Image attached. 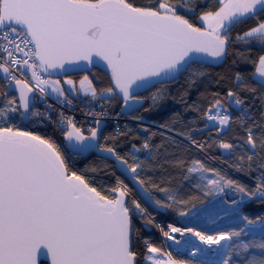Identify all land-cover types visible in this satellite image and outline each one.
Returning a JSON list of instances; mask_svg holds the SVG:
<instances>
[{
    "label": "snow or ice",
    "instance_id": "1",
    "mask_svg": "<svg viewBox=\"0 0 264 264\" xmlns=\"http://www.w3.org/2000/svg\"><path fill=\"white\" fill-rule=\"evenodd\" d=\"M206 58L214 63L231 58L237 66L229 77L231 87L210 99L202 94L207 107L188 105L187 89L172 99L198 112L204 128L211 122L216 138L210 142L193 137L199 129L177 131L181 120L175 113L159 125V133L141 125L147 134L143 142L139 147L132 143L121 154L120 137H128L132 129L117 126L115 134L105 135L107 109L86 113L95 124L86 135L74 117L61 112L54 121L34 109L35 97L29 96L36 91L47 96L50 87L59 103L71 106L74 81L66 79L71 87L65 89L51 76L103 63L107 86L101 82L98 88L84 75L80 90L89 103L99 101L104 108L120 102L122 113L142 121V115L133 113L146 100L151 103L144 111L158 108L171 95L167 86L185 74L191 87L195 78L206 75L193 65ZM0 73V264H264V214L245 211L246 201L264 205V0H0ZM13 84L18 97L7 91ZM140 90L150 95H140ZM34 117L50 121L52 131L24 123ZM225 130L237 135L224 139ZM173 132L188 144L179 143ZM157 135L160 143H153ZM191 147L205 153L223 149L235 171L259 172L254 187L188 158ZM93 151L122 166L143 195L133 197L118 177L114 183L103 180L100 174H108L107 165L78 168L77 158ZM140 152L146 153L144 159ZM169 169L180 170L189 192L196 189L205 197L226 188L234 192L238 198L228 207L223 200L213 204L220 211L211 223L228 222L210 233L171 223L165 230L157 223L145 204L186 217L196 215V201L205 202L195 194L185 198L180 188L171 187L175 177ZM157 172L160 183L152 179ZM150 188L164 193V199H156ZM149 227L166 240L175 239L173 233H190L207 247L186 241L185 249L195 259H176L144 234Z\"/></svg>",
    "mask_w": 264,
    "mask_h": 264
},
{
    "label": "trees",
    "instance_id": "2",
    "mask_svg": "<svg viewBox=\"0 0 264 264\" xmlns=\"http://www.w3.org/2000/svg\"><path fill=\"white\" fill-rule=\"evenodd\" d=\"M193 67L201 71H204L206 75L203 77L195 78V83L191 87H189L188 84L185 82V76L187 75L185 74V76H182L177 83L167 86L171 95L158 108H155L147 112L144 111V108H147L149 104L151 103L150 100H146L144 103V108H141L138 113L133 114V115H142L143 116L142 121H137L131 118L133 120L132 123H127L124 125L121 124L119 126L121 130H124L125 125H127L128 128L132 129V133H130L128 137H120V147L118 148V151H120L121 154L129 151L132 143H136L137 147H139L140 144L143 142V138L147 134L142 131L141 125H143L144 127H148L150 131L152 132L159 133L160 131L159 125L169 120L170 118H172L175 113L180 114V120H181V123L176 125L177 131H188L189 129H199L197 131H193L192 135L196 140L202 141V142H205V141L210 142V139H209L210 137L216 138V132L212 130V127L204 128V124L206 122L200 118V114L198 112L192 111L190 109H186L184 103L178 102V99L173 100L172 97L173 96L178 97L179 92H182L185 89H187V95L184 99L186 100L188 105L196 103L197 105L201 107H207V101L203 99V96H207L210 99L212 93L217 92V91L223 93L224 89L231 87L233 81L229 79V77H231L234 74V72L237 70V66H232L231 58H229V60L226 63H219L215 67H207L202 64H194ZM245 67L246 66H239V70L244 71ZM247 67L250 71L251 70L250 66H247ZM85 75L89 76V79L93 81L94 86L99 88L101 86V82H103L104 86H107V76L108 75L102 72H99L98 70H95V69L90 70ZM83 76L84 75L72 76L70 77V79L74 81L75 86H76L77 83L83 78ZM221 76H224L225 79L217 83V81L220 80ZM3 86H4V80H3V77L0 76V88H2ZM7 91L10 97L13 96L9 88L7 89ZM152 91H155V89L153 88ZM140 95L147 97L150 95V92L144 91L140 93ZM69 96L73 100V102L76 104V106L80 109V111L93 108L97 104L100 105L99 101H91V103H89L90 99L83 98L79 96L78 94H73L70 92ZM32 107L41 113L50 114V109H47L46 107H44V105L43 106L33 105ZM102 109L103 110L107 109L108 113L111 116H118L117 114L120 112V102H113L112 107H109L107 104H105L104 108ZM33 122H36L35 123L36 128H39L42 131H47V132L52 131L50 121H42L40 117H34L29 122L28 125L31 127ZM235 127L236 126L234 125L233 128L235 129ZM103 131L105 135L116 133L115 129L109 125L105 126ZM225 131L227 132V130ZM132 135H139L140 140L131 139ZM172 135L175 136L176 140L179 143H182L184 145L188 144V142L183 137L176 136L175 132H173ZM235 135H237L235 130L232 132H227V135L224 137V139L231 141L232 137ZM57 138L62 140V137H60L59 135L57 136ZM153 143H160L159 135L153 138ZM172 151H175V149H172ZM145 156H146V153L141 152L140 158L144 159ZM186 156L188 158L201 159L202 161L206 163L207 166L216 168L222 174H226L229 178L238 180L241 183L249 185L250 187H254L255 182H256V176L259 174V172H255L249 175H245L244 173L235 171L233 167H230L232 160L227 156V153H225V151L223 149H220L219 147H214L208 150L206 153L201 152L194 147H191L187 150ZM213 157L215 159H212ZM76 164L78 168H84L87 165H99L101 167H104V165H107V168L105 169V171L108 174L107 175H105L104 173L100 174L103 180H106L109 183H114L116 178L118 177L119 179L123 180L125 184L129 186V188H131L129 183L120 174H118L115 171L112 162L100 159L96 157L95 155H89L85 159L78 157ZM169 171L171 172V176L175 177V179L172 180L171 182V185H170L171 187L180 188L181 189L180 194L184 196L185 198H187L189 195L195 194V195L200 196L201 199L205 201L204 203H200V201H196V209L206 205L210 200L214 198L215 195L205 197L203 193H200L196 189H192V191L189 192L188 191L189 182L182 180L181 175H180V170L169 169ZM152 179L155 180L156 183H160L159 172H157L156 174H153ZM164 186L167 187L169 185L166 184ZM149 190L152 192V195L156 199H164V193L157 192L151 188ZM226 191H227L226 193L227 195L224 194L223 199L228 204V203H231V200H232V198L228 196L231 190L226 188ZM233 195H234V198H238V197H235L234 192H233ZM132 196L138 198L134 190L132 191ZM149 211L153 213L157 223H161L165 226V230H166V225L169 223L173 224L176 227L183 228V229L187 227L186 225L183 224L184 218L182 216H179L178 212H174L171 210H167V211L164 210L162 213H157V212L151 211L150 209ZM245 211L249 213L250 215L264 214V205L258 202L252 203V202L246 201ZM137 223L139 225L140 222L137 221ZM188 227H192V226L188 225ZM199 231H202V230H199ZM144 234L150 237L155 243L161 244L162 235L159 233L157 229L153 227H149L147 229H144ZM173 257L179 260H189L188 258H185V257H178L174 255Z\"/></svg>",
    "mask_w": 264,
    "mask_h": 264
},
{
    "label": "built area",
    "instance_id": "3",
    "mask_svg": "<svg viewBox=\"0 0 264 264\" xmlns=\"http://www.w3.org/2000/svg\"><path fill=\"white\" fill-rule=\"evenodd\" d=\"M17 55H19V54H17ZM16 75L19 77L20 74L16 73ZM27 76L30 80L31 74L28 73ZM61 86H62V83H61ZM47 91L49 93L47 96H41V94L38 91L32 93L33 97H35V101L42 98L49 105H51L50 115L52 117V120H54V121L59 119V114L61 112H63L65 116L74 117L78 123V126L83 127L86 135L88 134L87 129L89 127L95 126L93 117L86 115V113L89 112L90 110H94L95 112L104 111L99 104L95 105L93 108H89V109H85L84 111H80V109L76 106V104L74 102L71 106H66L62 103H59L58 98H57V94L52 93L50 87L47 89ZM59 100H63V97H59ZM132 122H133V120L131 119L130 116H121L120 114L118 116H111L108 113L107 116L102 118V123H104L105 126H108V125L111 126L112 128L115 129V131H117V126H120L121 124L124 125L127 123H132ZM51 127L53 128L52 123H51ZM58 135H59V133H57V136ZM140 154H141V152L137 153L138 156H140ZM230 196L232 198L234 197L232 192H231ZM181 229H183V228H181ZM166 230H167V227H166ZM172 235L175 238L173 240H166V238L161 236V244L164 245L165 251L171 252L172 255H174V256L185 257L188 259H194L190 256L189 252H186L187 249H185V242L186 241L200 242L199 239L197 237L191 235L190 233H185L183 236H181L180 233H173ZM176 241H179L180 243H177Z\"/></svg>",
    "mask_w": 264,
    "mask_h": 264
},
{
    "label": "water",
    "instance_id": "4",
    "mask_svg": "<svg viewBox=\"0 0 264 264\" xmlns=\"http://www.w3.org/2000/svg\"><path fill=\"white\" fill-rule=\"evenodd\" d=\"M199 56H203V54H198ZM83 63V62H82ZM195 64H202V65H205L207 67H215L217 66L219 63H214L211 61V58H206L205 60H201V59H197L196 60V63ZM92 69H95V70H98L99 72H102L106 75H108V70L106 68L105 65H103V63H100V64H97L96 66H88V67H85L84 70H76V71H70L68 72L67 74H63V73H59V71L57 70V72H55L51 78H56L58 80H61L62 82V86L65 88V89H69L71 86L67 85L64 83V81L66 79H70V77L72 76H78V75H85L86 73H88L90 70ZM10 89V92L18 97L19 96V92L15 89V85L13 84L11 87H9ZM146 90H140V93L144 92ZM139 93V94H140ZM30 97H33L32 93L29 94ZM40 105V106H43L46 104L45 100L40 98L38 99L36 102L33 100L32 101V106L33 105ZM119 114L121 116H129V115H125L124 113L121 112V108H120V112ZM134 114V113H133ZM29 120H25L24 123L25 124H29ZM102 127L104 129L105 127V124L102 123ZM89 155H95L96 157L100 158V159H103V160H106V161H109V162H112L113 163V166H114V169L115 171L120 174L128 183L129 185L131 186V188L136 192L138 198L139 196H142L143 193L142 191L140 190V187L139 185H137L131 178L130 174L126 173L122 166L118 165L117 162L114 160V159H104V157L107 155L105 153H100V152H97V151H93V152H90V153H87L85 156H82V157H79V158H82V159H85L87 158ZM146 207H148V209H150L151 211L153 212H157V213H162L164 210L163 209H155L154 210V205H151L150 203L148 204H145Z\"/></svg>",
    "mask_w": 264,
    "mask_h": 264
},
{
    "label": "rangeland",
    "instance_id": "5",
    "mask_svg": "<svg viewBox=\"0 0 264 264\" xmlns=\"http://www.w3.org/2000/svg\"><path fill=\"white\" fill-rule=\"evenodd\" d=\"M0 76L3 77V73H0ZM79 82L75 86L76 91H73V94H78L79 96H81L83 98L90 99L89 96L85 95V93L82 90H80V83ZM48 106H49V104L46 102L44 107H46L47 109H50ZM226 193H227V191L225 189L223 193H220L219 195H215L214 198L212 200H210L206 205H204L200 208L194 209L193 212L196 213L195 216H193L190 213L189 216L183 217L184 218L183 224L187 226L186 228H194L198 231L202 230L205 232H211V231L215 230L217 225L226 224L228 222L227 219H225L223 221H217V224L211 223V221L213 219H215L217 212L220 211L219 208L213 207V204L219 205L222 200L224 201L223 198H224V194H226ZM228 205H230V203H228V204L225 203L223 205V207H228ZM188 225H191L192 227H188Z\"/></svg>",
    "mask_w": 264,
    "mask_h": 264
},
{
    "label": "bare ground",
    "instance_id": "6",
    "mask_svg": "<svg viewBox=\"0 0 264 264\" xmlns=\"http://www.w3.org/2000/svg\"><path fill=\"white\" fill-rule=\"evenodd\" d=\"M45 78H48L47 76H45ZM51 79H56V78H51ZM61 81V80H60ZM62 83V82H61ZM193 242L194 244L198 245L199 247L201 248H206L207 246L206 245H203L201 242H195V241H191ZM186 252H189V250H186ZM185 252V253H186ZM193 258V257H192ZM195 259V258H194Z\"/></svg>",
    "mask_w": 264,
    "mask_h": 264
},
{
    "label": "crops",
    "instance_id": "7",
    "mask_svg": "<svg viewBox=\"0 0 264 264\" xmlns=\"http://www.w3.org/2000/svg\"><path fill=\"white\" fill-rule=\"evenodd\" d=\"M208 124H209V127H212V124H211V122H209Z\"/></svg>",
    "mask_w": 264,
    "mask_h": 264
}]
</instances>
